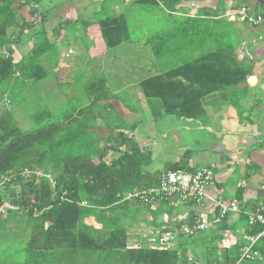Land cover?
<instances>
[{
	"label": "trees",
	"instance_id": "16d2710c",
	"mask_svg": "<svg viewBox=\"0 0 264 264\" xmlns=\"http://www.w3.org/2000/svg\"><path fill=\"white\" fill-rule=\"evenodd\" d=\"M15 1L0 2V226L8 228L14 221L17 228L23 229L22 223L27 220L28 239L23 241L24 248L16 247L18 251H27V263L264 264V236L258 237L254 244L249 240L262 233L264 225L250 219L252 213L246 211L242 202L243 187L239 188L236 200L240 202V211L234 226L228 224V216L213 229L191 235L182 230L196 222V209L188 221H179L173 219L177 208L167 202L143 204L139 199H127L129 193L150 188L159 191L166 171H190L185 158L182 164L152 172L149 168L153 158L139 145L134 135L136 126L110 124L112 133L102 140L92 130L97 115L94 122L87 121L84 113H72L63 122L52 121L55 118L52 110L43 112L35 106L36 114L32 117L35 129L25 132L20 128L11 110L13 82L21 76L25 80L29 66L35 67L40 56L34 51L31 61L16 64L9 44L19 39L16 32L19 34L40 22L43 16L38 17L37 6L26 4L29 0L17 8ZM26 6H31L30 23L19 14ZM101 28L110 48L129 40V24L122 17L104 19ZM163 51L158 48L156 52L161 55ZM236 57L234 49L219 48L201 60L146 80L144 92L149 100L171 110L166 114L197 119L199 111L203 112L202 100L206 96L236 89L250 75L251 68L238 63ZM27 81L36 88L42 78L33 76ZM101 82L104 87L105 81ZM98 83L95 81L94 87ZM7 84L9 87L2 92ZM93 105L101 107L99 99ZM112 107L109 104L106 108ZM156 204L160 205L157 209ZM165 206L170 207L167 220L162 219ZM252 210L264 215V205ZM141 228H151L153 232H137ZM227 230L233 233L234 243L227 244L230 242ZM170 232L179 235L176 242L161 246L160 238ZM250 246L251 253L243 258ZM10 248L11 244L6 251Z\"/></svg>",
	"mask_w": 264,
	"mask_h": 264
},
{
	"label": "crops",
	"instance_id": "0c3cea01",
	"mask_svg": "<svg viewBox=\"0 0 264 264\" xmlns=\"http://www.w3.org/2000/svg\"><path fill=\"white\" fill-rule=\"evenodd\" d=\"M4 1L6 0H0V2ZM25 1L16 0L14 7H19ZM97 1L100 4L109 1L113 3L111 6L119 11L105 19L122 17L128 21V24L131 21L136 22L137 29L139 27L146 29L142 30L144 35L140 40L129 37V40L123 44L136 45L139 52L150 47L156 51L158 48L164 49L161 55L155 52L153 63L148 64L142 60L139 69L143 72L135 68L132 74L121 75L114 85L106 80L101 64L90 66L94 60L106 56L109 50L100 25L104 19L98 23L87 20L89 12L94 10ZM58 3L60 1L48 0V4L57 6L51 9L50 13L53 14L49 19H45L46 25L38 34L28 33L32 38L36 35L37 40L43 37L45 43L52 41L51 45L40 47L31 44L28 47L31 53H26L22 45L25 46L27 43L23 42L27 29L19 34L16 32L15 37L20 36L19 39H13L9 45L16 64L31 59L35 49L49 52L57 47L58 51L57 57L48 59L50 62L46 66L45 64L40 67L30 65L31 69L26 72L25 80L22 76L15 78V81H21V84L19 90L15 88L13 96L19 95L20 91L24 96L26 87L30 84L27 80L33 76L41 75L42 80H45L46 74L53 71L57 82L61 85L78 87L76 77L88 75L89 68L90 72L100 71L97 87H94V78H92L89 83L83 82L81 88L83 90L87 88L86 96L92 99L87 101L86 105H93L97 98L101 107H95L93 112L86 111L83 101L79 102V95L75 97L74 91H71L69 97L76 99L79 107L72 109L66 116L85 112V119L94 122V117L97 115L92 130L98 132L102 140L107 139L112 133L108 128L110 124L136 126L134 135L142 150H146L153 161L154 158L157 160L161 157L164 169L182 164L185 158H187L186 166L190 171L210 168L214 173V179L207 188L205 209L211 215L216 213V204L219 200L227 202L238 200L240 187H243L242 202L246 205V211L253 213L255 210L252 209L264 205V23L250 24L234 16L235 11L243 8L247 9L250 15L264 16V0H91L88 5L86 2L77 5L68 3L63 7ZM174 3H176L174 6H169ZM132 4L150 10L153 8L157 11L156 15L168 17L169 21L159 26H151L153 28L149 26L150 30H148L146 18L141 13L143 10L136 12L134 16L126 12ZM19 14L23 18H31V6H26L19 11ZM37 15L40 17L43 13L38 12ZM76 21L85 25L84 32H81V35H78V32L75 35H67L76 29H68L70 25L75 26ZM187 36L189 38H186ZM63 46L75 49H70L69 53L65 50L59 53ZM222 47L234 49L237 62L244 63L252 71L236 89L222 90L206 96L202 100L203 112L199 111L197 119L176 113L166 114L171 110H165L156 100H149L144 92L143 82L201 60L207 54ZM45 52L39 56L43 57ZM75 52L76 55L69 57ZM157 56L163 60L159 68L156 66ZM114 66L111 64V68H115ZM17 75L20 76L21 72H17ZM179 78L183 80V77ZM101 81H105L104 87H102L104 82ZM183 81L186 82L185 79ZM30 86L34 88V85L30 84ZM38 86L39 84L36 88ZM123 93H127L128 97L124 98ZM60 98L62 97L55 98L50 95L45 103L47 107L45 111L52 110L50 102L55 105ZM109 104L114 107L106 108ZM160 106L162 108H159ZM161 115L166 117L159 119ZM160 121L164 122L163 126L160 125ZM159 137H163L161 142L158 141ZM154 206L155 209L160 207L159 204ZM169 208L163 207L162 219L169 218ZM193 209L192 206L181 205L173 212V219L188 221ZM238 214L229 216L230 226L238 222ZM142 231L153 232L151 228H141L137 232ZM232 234L230 230L226 231L229 244L236 241Z\"/></svg>",
	"mask_w": 264,
	"mask_h": 264
},
{
	"label": "rangeland",
	"instance_id": "374dc122",
	"mask_svg": "<svg viewBox=\"0 0 264 264\" xmlns=\"http://www.w3.org/2000/svg\"><path fill=\"white\" fill-rule=\"evenodd\" d=\"M49 1H53V2L60 1V3H58V5L62 6V7L67 5L68 3H72L73 5H77L78 3H85L86 2V4L88 5V3L91 2V0H49ZM26 4H29L31 6L36 5L38 7V12L43 13V17H42L40 22L35 23L34 25H29V27H27V30H25V33H24L25 35L23 36V39H24L23 42L26 41L27 43L25 44V46L22 45V47L24 48V51L26 53H29L30 49L28 47L31 44H33L35 46L39 45L41 47V45L48 46V45H51V43H53L50 40L47 43L43 42L44 41L43 37H41L42 39L40 38L37 40L36 35L33 36V38H32L28 35V33L29 32H31V33L36 32V34H38L40 32V30H43L42 28H44V26L46 25L44 19H49V16L51 14H53V13H50L51 9H54L57 6L48 4V0H36L35 2H33L32 0H29L26 2ZM111 5L113 6V3H110L109 1H107L105 3H101V4L98 1L95 2L94 10L89 12V14H88L89 17L87 18V20L90 22L98 23L100 20L105 19V17H107V16H114L116 14V12H119V11H117V9L113 8ZM102 7H103V9H101ZM140 10H143V11H141V13L146 18V25L148 26V28H147L148 30H150V28H153L151 26H159L160 24L168 23V21H169L168 17L163 18L162 15H160V14L156 15L157 11L154 10L153 8H152V10H150V8H141V7L134 5V4H132L128 8V10H126V12H129L132 16H134L135 13L139 12ZM153 13H155V14H153ZM44 14H48V15L45 16ZM30 19L31 18L28 17L27 21H29ZM29 23H30V21H29ZM100 25H101V23H100ZM129 25H130V27H129L130 37L132 39H135V40L136 39L140 40V38H142L144 35L142 30H146V29L140 28V27H139V29H137L136 28V26H137L136 22L133 23L132 21ZM149 26H150V28H149ZM72 28H76V29L70 31L68 34L66 32L67 35H75L77 32H78V35H81V32H84L85 25L82 22L76 21L75 26L70 25L68 29L70 30ZM182 38L184 40V37H182ZM186 38H189V36H187ZM70 49H75V48H72L69 46H67V47L63 46V48L62 47L60 48L59 53L64 52V50L67 51V53H69L68 51ZM34 51L38 55H42L43 52H45L44 50L38 51V49H35ZM34 51H33L32 55L34 54ZM77 51H78V49H77ZM155 52H156V49H153L152 47L147 48L143 52H139L136 45L133 46L131 44L126 43V44H122L117 49H111L109 47V50L106 53V56H103L102 59L99 58L98 60H94V62L90 66L92 67V65L94 66L97 63L101 64V67L103 68V72L106 76L105 77L106 80L114 85V83L120 78L121 75H123V76L124 75L125 76L130 75L133 72H135V68H137L138 71H141V69H139V67L141 66V63L143 62L142 60H145V62H147L148 64H150V62L153 63L154 59H155V57H154ZM45 53L46 54L43 55V57L37 56L39 58H37L36 65L45 64V66H46L47 64H49V62H50L49 60L51 58L55 59L57 57V53H58L57 47H55L51 51L45 52ZM76 53L77 52L73 53L72 55H69V57L76 55ZM28 61H31V60L30 59L27 60V63H28ZM156 61H157L156 66L159 68L160 64H161V62H163V60L159 59L157 56ZM111 64H112V66H114L115 64H117L118 66H114L115 68H111ZM29 70H30V68H29ZM88 70H89L88 75L76 77L78 79L77 82L79 83L78 87L72 86V85H70V86L61 85L60 83L57 82L56 76L52 71V72L46 74L45 80L40 81L39 86L36 88V90L34 88H32L30 86V84H28V86L26 87V92H25L24 96L22 94L23 93L22 91L19 92V95L12 96L11 108L15 114V118L18 121L20 128L25 132H29V131L35 129L36 122L34 120H32V117H34L36 114L35 106H38L44 112L45 109L47 108L46 104H45L46 100L50 97V95H52L55 98L62 97V98L58 99L57 102H55V105L53 104V102H50L51 109L54 112L53 115L55 116V118H53L52 121H54V120L61 121V122L65 121L67 113L70 112L72 109L79 107V105H77V103H76V99L69 97V94L71 91H74L75 97H77L79 95V98H80L79 102L83 101V104L86 106L85 107L86 111L93 112V109L95 108L94 105H92V104L86 105L87 101H92V99L90 97L87 98V96H86L88 93V89L86 88L85 90H83L81 87H82L83 82L89 83L92 80V78H94L93 82L97 81L99 79V77L101 76V72L97 71V70L95 72H90V68ZM141 72H143V71H141ZM20 84H21V81H14L13 82V85H15V88L18 90L20 89ZM9 85L10 84L4 85L1 89L2 92L5 89H7L9 87ZM51 85H52V87H51ZM122 96H124V98H127L128 94L123 93ZM159 108H162V107L160 106ZM165 117L161 115V117L159 116V119H163ZM160 125L163 126L164 122L160 121ZM163 131L167 132L165 130H163ZM162 139H163V137H159L158 141L161 142ZM161 146H162V143H161ZM161 160H162L161 157H159L157 160H155V158H154V161L151 164L149 169L152 172H155L153 170L164 169V166H163ZM26 222H27V220H25V223H22L23 227L25 224V227L23 229L17 228L15 226L16 223L14 221H12L9 226L7 225L8 228H4V226H0V264H24V263L26 264L27 263V260H28L27 251L26 250L25 251H20V250L18 251L16 248V247H18L19 249L24 248L25 244L23 243V241L26 242L28 239V235H25V233H27L29 230V226L26 224ZM4 225H6V224H4ZM239 231L242 233V227L239 228ZM134 232H136V230H134ZM231 234H232V232H231ZM143 238L146 239L148 237L145 235ZM153 239H155V238H153ZM153 239H151L152 242H153ZM10 244H11V248L8 251H6L7 246ZM227 244H229V243L227 242ZM191 255L194 257L195 254L193 255L191 253ZM198 257L201 258L200 253H198ZM192 260H193V258H192ZM27 264H30V263H27Z\"/></svg>",
	"mask_w": 264,
	"mask_h": 264
},
{
	"label": "built area",
	"instance_id": "2783aa9c",
	"mask_svg": "<svg viewBox=\"0 0 264 264\" xmlns=\"http://www.w3.org/2000/svg\"><path fill=\"white\" fill-rule=\"evenodd\" d=\"M234 16L250 24L264 23V16L250 15L245 8L235 11ZM5 106L6 108L10 106L9 100L6 101ZM213 179L214 173L208 167L196 171H186L184 169L169 170L162 175L159 191L158 189L150 188L144 192L129 193L127 199L132 201L139 199L143 204L167 202L173 208H179L183 203L194 202L192 206L196 209V222L192 226H184L182 230L185 234L191 235L217 226L231 214L239 213L240 211L239 202L236 200L232 202L219 200L216 204V213L214 215H211L205 209L207 188ZM250 219L255 223L260 222L264 225V215L259 211L250 214ZM177 235L175 232L164 234L160 238V245H172ZM260 236H264V230L258 236L249 238L251 244H254ZM251 249V246L248 247L242 257L249 256Z\"/></svg>",
	"mask_w": 264,
	"mask_h": 264
}]
</instances>
